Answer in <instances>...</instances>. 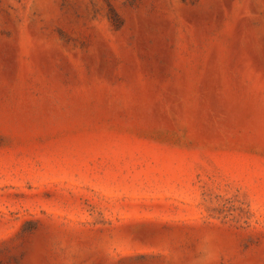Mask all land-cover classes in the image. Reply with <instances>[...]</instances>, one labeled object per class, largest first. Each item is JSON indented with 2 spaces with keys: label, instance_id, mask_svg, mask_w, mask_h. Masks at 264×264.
Here are the masks:
<instances>
[{
  "label": "rangeland",
  "instance_id": "1",
  "mask_svg": "<svg viewBox=\"0 0 264 264\" xmlns=\"http://www.w3.org/2000/svg\"><path fill=\"white\" fill-rule=\"evenodd\" d=\"M0 264H264V0H0Z\"/></svg>",
  "mask_w": 264,
  "mask_h": 264
}]
</instances>
